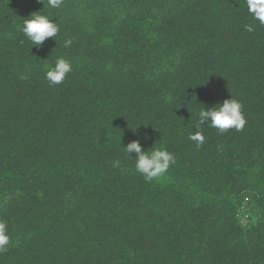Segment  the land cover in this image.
I'll return each mask as SVG.
<instances>
[{"label": "trees", "instance_id": "trees-1", "mask_svg": "<svg viewBox=\"0 0 264 264\" xmlns=\"http://www.w3.org/2000/svg\"><path fill=\"white\" fill-rule=\"evenodd\" d=\"M38 11L61 29L39 48L19 31ZM59 56L73 71L50 87ZM231 97L244 129L205 126L197 148L196 111ZM132 140L176 164L145 182ZM0 219V264H264V26L245 0H0Z\"/></svg>", "mask_w": 264, "mask_h": 264}, {"label": "clouds", "instance_id": "clouds-1", "mask_svg": "<svg viewBox=\"0 0 264 264\" xmlns=\"http://www.w3.org/2000/svg\"><path fill=\"white\" fill-rule=\"evenodd\" d=\"M37 2L43 4V9L45 6L51 9H61L65 0H37ZM245 4L248 15L260 26H264V0H245ZM42 11L35 12L28 18L22 19L23 23L19 28L27 41L37 48L41 47L46 39L55 41L54 38L61 30L56 18L41 14ZM244 28L248 32L253 31V27L249 24H246ZM72 43L71 39H66L63 46L68 48ZM45 67V79L50 87L62 84L68 74L73 71L71 60L66 59L64 56L57 57L53 64ZM21 79H27V77L22 76ZM195 116L196 131L190 133L188 138L195 142L197 148L205 142L206 138L203 132L205 126L214 128L218 134L223 135L233 129L237 132L242 131L247 123L242 102L233 97L224 100L222 104L211 107L202 105L196 111ZM122 149L126 158L134 160L135 171L148 183L163 178L169 169L176 164L175 155L163 146H152L148 150H143L139 140H132ZM133 153L135 158L132 156ZM119 166L120 161H114V167ZM10 243L11 238L8 234L7 222L0 219V253L7 252Z\"/></svg>", "mask_w": 264, "mask_h": 264}]
</instances>
